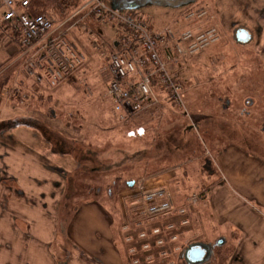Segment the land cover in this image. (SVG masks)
<instances>
[{"label": "rangeland", "instance_id": "1", "mask_svg": "<svg viewBox=\"0 0 264 264\" xmlns=\"http://www.w3.org/2000/svg\"><path fill=\"white\" fill-rule=\"evenodd\" d=\"M212 1L198 0L194 7L186 8L187 13ZM209 3L207 9L210 13L213 9ZM251 4L247 14L244 11L237 13L238 5L233 8V3L227 2L222 3V11L225 8L230 13L236 10L234 19L251 29L261 27L262 32L254 41L235 43L228 31L227 16H224L217 41H210L195 53H186L171 66L181 85L184 108L164 104L170 109H164V115L155 117L144 113L123 124L107 94L110 55L114 43L123 33L118 21L89 17L81 19L72 28L68 37L85 55V61L69 78L54 86L37 83L26 75L22 69V51L17 43L0 39V139L26 145L42 155L47 166L59 172L64 188L61 199H58L56 243L63 250V243L68 246L65 255L68 258L59 259V264H69L73 255H78L73 252L71 243L63 238L71 214L93 201L107 209L121 238L122 208L133 205L135 195H132L138 191L136 184L152 186L145 184L149 181L148 176L166 171L160 169L166 166L174 170L169 184L163 186L172 196L174 211L151 217L145 224L154 226L173 221L178 225L181 217L175 211L179 208H186L188 222L179 225L181 229L170 253L155 255L147 261L142 258L132 264H185L182 252L188 243L196 240L214 244L219 238L218 232L204 218L207 214L203 209L205 206L199 203L205 188L217 177L215 167L207 168L206 158L226 140L237 139L248 144L247 139H255L256 134L264 135V0H251ZM138 12L154 31L182 28L196 32L217 25L197 17L185 19V7L146 4ZM15 95L19 100L12 98ZM248 98L254 102L251 100L252 103L245 104ZM185 110L188 117L184 115ZM17 120H20L19 124L13 123ZM5 122L10 126H4ZM192 123L196 128H191ZM69 147L73 149L72 153L60 151V148ZM137 148L141 151L151 149V154L158 156L148 160L139 155L140 160L134 161L131 157L137 156L133 155ZM5 152L0 143L2 170H6ZM23 168L29 169L25 165ZM3 172L0 180L10 182L9 172L8 175ZM57 174L45 172V177L53 181L52 186L59 182ZM128 180L134 181L130 187ZM220 237L226 239L222 246L229 244L234 247V252V241L227 235ZM56 243L53 250L60 257L62 251ZM122 245L126 264H130L123 241Z\"/></svg>", "mask_w": 264, "mask_h": 264}, {"label": "crops", "instance_id": "2", "mask_svg": "<svg viewBox=\"0 0 264 264\" xmlns=\"http://www.w3.org/2000/svg\"><path fill=\"white\" fill-rule=\"evenodd\" d=\"M197 1L166 3L163 6L185 7L184 17L187 19L186 8L194 7ZM231 1L238 4L240 0H213L211 4L207 3L211 7L212 3L232 4ZM242 2H246L248 7L252 6L251 0ZM207 3L198 8H208ZM1 38L6 39L0 31ZM16 96L18 95L12 98L19 100ZM251 100L248 98L245 104L252 103ZM164 104L170 103L161 100L159 104L134 117L144 113L158 117L164 113V109H169ZM172 115L175 118L174 112ZM191 128H196V124L192 123ZM247 142L248 144L237 139L226 140L206 158L207 168L215 167L217 177L205 188L199 203L205 206L203 209L207 214L204 218H207L218 235H227L236 244L227 264H264V135L256 134L255 139H247ZM0 143L6 149L4 160H7V164H4L6 170L0 169V173L4 171L7 175L8 172L10 174V182L0 180V264H59V259L68 258L65 257L68 246L63 243V250L56 243L59 229L58 199H61L64 188L59 172L53 170L52 166H47L42 155L24 144L6 143L2 139ZM141 150H134L133 155H137L131 157L134 161L140 160L139 155L149 158L148 160L158 156L151 154V149ZM144 152H147L146 156ZM23 165L29 169H21ZM169 167H162L160 169L167 170L148 176L149 181L145 184L168 185L174 175V170H169ZM17 170L26 174H18ZM45 172L48 175L58 173L59 182L52 186L53 181L45 177ZM120 194L123 195L124 192ZM130 208L131 205L126 209L125 206L122 208L123 222L119 229L121 238L107 209L93 201L83 204L77 212L71 214L64 227L63 238L71 243L73 252L78 255H73L69 264H126L122 250V226ZM55 243L62 251L60 257L53 250ZM129 260L132 264L130 257Z\"/></svg>", "mask_w": 264, "mask_h": 264}, {"label": "built area", "instance_id": "3", "mask_svg": "<svg viewBox=\"0 0 264 264\" xmlns=\"http://www.w3.org/2000/svg\"><path fill=\"white\" fill-rule=\"evenodd\" d=\"M203 13L202 9L189 11L186 18H199ZM89 17L116 20L123 31L110 55L107 81V94L121 123L161 100L184 108L181 85L171 66L186 53H195L214 41L213 28L196 32L171 28L154 31L137 10L113 8L111 0H79L76 8L61 18L30 14V0H0L1 34L14 40L22 51L25 74L37 83L51 86L63 82L84 64L85 55L68 34L81 19ZM184 115L189 116L186 110ZM136 185L138 191L132 195L135 198L130 217L122 226L123 241L133 263L170 253L181 229L179 225L188 222L186 208H179L178 225L173 221L154 226L145 224L151 217L174 211L172 196L163 186Z\"/></svg>", "mask_w": 264, "mask_h": 264}, {"label": "flooded vegetation", "instance_id": "4", "mask_svg": "<svg viewBox=\"0 0 264 264\" xmlns=\"http://www.w3.org/2000/svg\"><path fill=\"white\" fill-rule=\"evenodd\" d=\"M116 2L118 1V3L120 4V6H124L126 3H128V1L130 0H115ZM189 1H193V0H135V3L137 5H140V6H144L146 4H149V3H154V4H183V2H189ZM233 8L237 7L236 4H233ZM238 8L236 9L238 12L237 13H242L243 11L247 14L248 13V5H246V2H242V3H238ZM222 5H217L216 3H213L211 5V8L213 10L210 11V14L208 9L205 8L203 10V15L201 17H199V19H201L202 21H209V22H214L216 23V27H212L214 30H215V35H216V39L214 41H217L218 38H219V32H220V28L219 27H223L222 26V19L224 16H227V24H228V31H229V34L231 36V39L235 42V43H238L236 42L235 38H236V34L240 33L241 29H244L245 31V42H240L238 44H249L251 43L252 41L255 40L256 36L258 37L261 32H262V29L261 27H255L254 29H251L249 27H247L245 25L244 22H241L239 20H236L234 19V14L236 12L233 11V13L230 11H227V8H225L223 11H222ZM224 8V7H223ZM210 14V15H209ZM221 33H224V32H221ZM2 134V133H1ZM2 136V135H0ZM71 181V180H70ZM192 242H198V241H192ZM216 249L217 247H215L212 251V255L210 257V259L206 260V261H201L200 263H193V264H209L210 262H213L215 261V256H216ZM213 259V260H212ZM184 260V259H183ZM184 263L185 264H191V263H187L185 260H184Z\"/></svg>", "mask_w": 264, "mask_h": 264}, {"label": "trees", "instance_id": "5", "mask_svg": "<svg viewBox=\"0 0 264 264\" xmlns=\"http://www.w3.org/2000/svg\"><path fill=\"white\" fill-rule=\"evenodd\" d=\"M78 2L79 0H30V14H46L51 18H61L76 8ZM13 123L19 124L20 120L14 121ZM3 125L9 127L10 123L5 122ZM44 135L46 134L44 133ZM57 146H59V144ZM54 149L56 150V148L52 147V150ZM60 151L72 153L73 149L71 147L67 149L60 148ZM67 181L71 183L69 178H67ZM233 248L234 247L229 244L226 246L217 247L215 262L218 264H227L233 254Z\"/></svg>", "mask_w": 264, "mask_h": 264}, {"label": "water", "instance_id": "6", "mask_svg": "<svg viewBox=\"0 0 264 264\" xmlns=\"http://www.w3.org/2000/svg\"><path fill=\"white\" fill-rule=\"evenodd\" d=\"M111 6L113 8H119L122 10H135L138 8H141L142 6L137 5L135 3V0H130L128 3H126L124 6H120L118 2L113 1L111 2ZM245 30L241 29L240 33L236 34V42H245ZM134 183L133 180H130L127 182V185L132 186ZM226 242L224 237H219L216 239L215 243H207V242H190L187 244L186 248L182 252V257L187 263H200L201 261H206L210 259L212 255V251L215 248V246H222Z\"/></svg>", "mask_w": 264, "mask_h": 264}]
</instances>
